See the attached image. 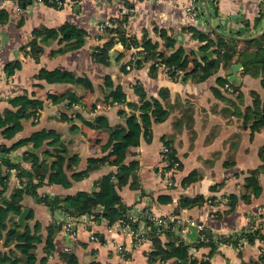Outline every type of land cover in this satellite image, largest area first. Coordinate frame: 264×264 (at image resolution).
I'll list each match as a JSON object with an SVG mask.
<instances>
[{
  "label": "crops",
  "instance_id": "obj_1",
  "mask_svg": "<svg viewBox=\"0 0 264 264\" xmlns=\"http://www.w3.org/2000/svg\"><path fill=\"white\" fill-rule=\"evenodd\" d=\"M0 7V113L6 115L15 109L9 99L27 95L43 102L37 117L22 122V129L12 139H4L0 134V161L18 164L22 169L31 171L26 155H34L38 161L49 158L53 149L48 142L34 149L26 141L34 132L42 129L58 134L68 157H77L65 164L70 178L72 173L86 169L92 158H102L111 151L114 144L110 129H94L87 123L99 115L107 118L113 127L122 124L117 110L121 106L110 105L104 101L106 93L104 77H110L114 85H119L129 102H138L135 92L140 85L145 99L156 98L169 111L166 120L153 123L151 140L141 137L139 145L131 148L124 163L138 162L137 181L139 189L128 185L118 190L122 202L129 207L128 216L136 231L148 234L146 215L153 218L177 216L184 219L182 224L172 227L175 237L187 245H193L199 236L194 225H202L207 235L239 236L252 224L264 233V128L253 131L254 122L245 124L243 115L252 106V92L264 101V88L261 79L242 73V66L234 75L237 81L236 93H229L218 83V78L228 81L229 68L220 67L217 74L203 82H195L190 77L172 79L161 71H151L147 63L142 68H133L125 73L122 66L128 63L129 51L116 46L117 57L109 58L108 64L94 61L95 47L104 43L108 37L99 30V25L109 19L122 20L127 34L135 36L140 43L150 42L165 55L179 47L197 52L200 44L193 37L196 30L208 34L214 41L218 37L235 39L238 48L244 41L258 38L264 34V0H194L196 11L191 15L185 6L193 0H64L61 9L37 3L34 0H3ZM132 9V13L129 10ZM62 27H72L83 33V45L74 50L58 52L65 42L60 38L42 40L37 32L58 31ZM101 36V38H100ZM36 42L41 51L31 53V43ZM122 45V44H121ZM212 51L209 57L205 53ZM204 58H213L215 49L201 53ZM236 58L233 59V64ZM19 68L10 70L13 63ZM232 64V65H233ZM59 71L86 79L87 85L52 83L49 73ZM229 82V81H228ZM230 84V82H229ZM139 88V87H137ZM72 92L81 98L84 107L67 108V102L52 103L48 95L60 96ZM8 120V119H7ZM9 122V121H7ZM8 124V123H7ZM167 141L174 151L178 163L173 170L172 185L168 186L163 176L162 148ZM260 170L258 182L262 192L252 197L249 203L241 199L243 185L249 172ZM115 166L107 163L95 168L79 181L71 180V186L64 188L56 184H44L38 188L43 197H68L77 192L95 191L97 180L110 172ZM8 175L6 197L19 185L17 170L2 168ZM192 172L197 181L185 183L184 179ZM161 196L171 198L170 203L158 200ZM235 196L238 202L228 214L227 197ZM181 197L213 198L214 203L179 209ZM24 207L32 209L33 218L25 220L24 225L41 226L43 239L45 228L56 222L62 225L54 239L55 251L48 257L46 264H63L60 254L73 252L79 264H179L174 259L160 263L150 260L153 251L151 240L146 236L142 244H135L126 237L114 223L108 226L105 220L95 222L89 215L78 219L70 218L63 211L53 215L48 208L35 204L25 196ZM223 213L220 217L214 214ZM72 219L70 233L64 226ZM188 221V222H187ZM24 227V226H23ZM97 237V241L90 239ZM163 243L165 234L160 236ZM9 248L2 246L0 253L7 254ZM209 247H191L189 254L197 259H206ZM264 247L256 240L249 244L245 239L236 248L219 244L211 257V264H251L255 262ZM37 259L43 256V244L35 251Z\"/></svg>",
  "mask_w": 264,
  "mask_h": 264
},
{
  "label": "trees",
  "instance_id": "obj_2",
  "mask_svg": "<svg viewBox=\"0 0 264 264\" xmlns=\"http://www.w3.org/2000/svg\"><path fill=\"white\" fill-rule=\"evenodd\" d=\"M51 6V5H50ZM1 22V19H0ZM108 39L95 47L93 50V59L97 63L108 64V51L117 43L122 44L126 51L131 47L139 48L140 59L135 62H128L122 66V71L127 73L133 68H142L146 63H150V70L157 71L155 64H163L169 68V77L178 79L180 77H190L195 82H203L214 74L218 73L220 67L229 68L235 62L241 64L242 73L252 77L261 79V86L264 88V34L258 38L244 41L243 47L238 48V43L235 39H224L218 37L216 41L211 39L208 34L202 33L199 30L193 32V37L199 42L200 47L197 52L187 50L184 47L177 48L174 52L165 55L157 50V46L150 42L140 43L135 36H130L126 33L122 20H115V25L111 28H106L101 31ZM38 37L42 40H56L60 38V42H65L64 46L58 52H66L80 48L83 43V33L72 27H62L58 31L43 30L37 32ZM101 38V36H100ZM31 53L38 54L41 49L34 41L31 43ZM209 49H215L216 55L213 58H204L201 53ZM20 63L17 61L12 64L10 70L19 68ZM129 66V69L126 68ZM179 71L180 76L176 75ZM48 79L52 83H69L78 84L86 87V79L74 77L65 72L55 71L49 73ZM218 83L222 87L232 88V93H236V86L229 84L225 78H218ZM104 87L106 93L104 101L110 105L121 106L117 110V115L121 118L122 124L111 127L108 124L107 118L104 115H99L88 124L94 129H110L114 144L108 155L102 158H92L87 162L85 170L72 173L69 178L65 172L69 168L66 161L71 160L77 163V157H68L67 152L61 143L58 134L53 131L44 129L34 132L26 139L34 149L43 146L45 142L53 149L52 155L49 158H44L43 161H38L32 154L26 155L25 161L30 162L31 171L22 169L18 164L10 163L6 160L0 161V241L2 246L9 248L7 254L0 253V264H46L48 257L55 251L54 239L62 225L56 222H51L46 228V237L43 239L41 234V226L35 224L33 227L24 225L21 228L17 224V217L24 208L23 200L25 196L30 197L35 204L43 205L48 208L51 215L55 211L61 210L70 218L78 219L83 215H89L93 221L100 222L105 220L108 226L115 222L131 223L128 216L129 207H127L119 196L118 190L128 185L131 189H139L137 181L138 162L131 161L125 164L124 161L130 153V149L139 145L140 138H145L146 141L151 140V126L153 123H161L167 119L169 111L165 109L159 100L156 98L145 99L140 85L136 86L135 92L138 94V102H129L119 85H114L110 77H104ZM139 87V88H137ZM253 97L252 106L245 110L243 115L245 124L254 122L252 130L264 128V101L255 93H251ZM52 103L67 102V108L80 107L85 105L81 102V98L77 97L72 92L64 93L60 96L48 95ZM9 104L15 111L1 115L0 113V134L4 139H12L22 129V122L36 116V111L43 107V102L29 98L27 95L16 96L9 99ZM8 119V120H7ZM9 121V122H7ZM8 123V124H7ZM164 146L169 149V157L177 162L174 151L167 141ZM260 152H264V147ZM109 164L117 168L116 172H110L100 177L95 184V191L84 192L80 191L68 197H43L38 194V188L44 184H56L64 188H69L72 181H79L85 178L89 172L103 164ZM8 170H17L19 185L13 189L8 197H6L8 175L1 172L2 168ZM259 169H264L261 166ZM260 170H252L249 172V177L243 185L244 193L241 199L246 203L251 201L252 197H257L261 194L262 189L258 182ZM198 177L195 172H192L184 179L185 183L195 182ZM158 200L162 203H170L171 198L161 196ZM214 203L213 198L205 199L202 197H181L178 202L177 210L201 206L204 203ZM237 197H227V208L223 212L228 214L234 210ZM223 213H215V217H220ZM33 218V211L30 212L26 220ZM147 236L153 245V251L149 255L150 260L159 261L160 263L174 259L179 264H211L210 259L215 254L219 244H226L236 248L241 247V241L246 240L249 244L258 240L264 247V233L258 227L250 225L249 229L239 236L219 235L213 237L205 234V240H200L199 237L193 245H187L178 237H175L172 227L175 223H171L167 228L158 227L146 215ZM136 229V225H133ZM165 234L167 241L163 243L160 236ZM43 244V256L37 259L35 251L39 245ZM206 246L210 248L206 259H197L189 254L191 247L198 248ZM60 259L63 264H79L73 252L63 251L60 254ZM251 264H264V251L260 257Z\"/></svg>",
  "mask_w": 264,
  "mask_h": 264
},
{
  "label": "built area",
  "instance_id": "obj_3",
  "mask_svg": "<svg viewBox=\"0 0 264 264\" xmlns=\"http://www.w3.org/2000/svg\"><path fill=\"white\" fill-rule=\"evenodd\" d=\"M34 1L37 3H43V4L51 5L56 9H61L64 5V0H34ZM3 5H4V1L0 0V7H2ZM195 9H196V2L194 0H193V2H191L190 4L185 6V11L191 15L195 14V11H196ZM129 13H132V9L129 10ZM114 25H115V20L109 19V20L102 22L99 25V30L102 31L106 28H111ZM139 51H140L139 48L131 47L129 50L128 61L129 62H135L137 59H140ZM155 67L157 68V70L161 71L163 74L169 76V68L168 67L164 66L163 64H155ZM126 68L129 69V66H126ZM180 74L181 73L179 71L176 72V75L180 76ZM225 89L229 93H232V88L226 86ZM38 112H39V110L36 111V117L38 115ZM168 153H169L168 147L163 146L161 155H162V161L166 165L163 168V176H164L165 180L167 181L168 186H171L172 185L171 173L173 170L177 169L178 163L173 161L172 159H170ZM150 218L154 221L156 226L163 227V228H167L171 223L182 224V222L184 221V219L179 218V217L174 216V215L163 217V218H153L150 216ZM71 223H72V219H70V221H68L66 223V225L64 226L63 230L65 233H70ZM115 223L117 224L120 231L126 237H131L133 239L135 244L139 245V244H142L144 242V240H145L144 234L139 232V231H136V229L133 227V224L127 223V222L123 223L120 221L115 222ZM191 224H193V226H195L197 231L199 232V236H198L199 239L202 241L205 240L206 238H205V234H204V227L202 225H194V223H191ZM90 239L93 241H97V237H95V236H91Z\"/></svg>",
  "mask_w": 264,
  "mask_h": 264
},
{
  "label": "water",
  "instance_id": "obj_4",
  "mask_svg": "<svg viewBox=\"0 0 264 264\" xmlns=\"http://www.w3.org/2000/svg\"><path fill=\"white\" fill-rule=\"evenodd\" d=\"M117 46L120 47L121 50H122V47H123V46H122L121 44H118ZM116 50H117V49H116V46H115L114 48H112V49L109 51V58H110L111 60H115L116 57L118 56ZM205 54L208 55L209 57H211V56H212V51H210V52H208V53H205ZM239 69H241V64H239V63H235V64L231 65V67H230L229 70L227 71L228 81L230 82V84L233 83V81H237V78L235 77L234 74H235ZM229 82H228V83H229ZM29 212H30V209L27 208V207H24V208L22 209L21 213L18 215V217H17V224H18L21 228H23V226H24V222H25V220H26V218H27Z\"/></svg>",
  "mask_w": 264,
  "mask_h": 264
}]
</instances>
